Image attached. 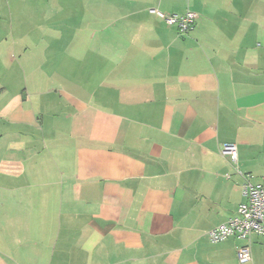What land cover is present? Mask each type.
I'll return each instance as SVG.
<instances>
[{"label":"crops","instance_id":"crops-1","mask_svg":"<svg viewBox=\"0 0 264 264\" xmlns=\"http://www.w3.org/2000/svg\"><path fill=\"white\" fill-rule=\"evenodd\" d=\"M34 1L0 0V264H264L207 235L264 176V0Z\"/></svg>","mask_w":264,"mask_h":264},{"label":"built area","instance_id":"built-area-1","mask_svg":"<svg viewBox=\"0 0 264 264\" xmlns=\"http://www.w3.org/2000/svg\"><path fill=\"white\" fill-rule=\"evenodd\" d=\"M151 12L167 25L175 26L181 34H187L193 30L196 14L192 11H187L183 15H164L154 10ZM220 155L229 157L231 163L236 165L237 154L234 144L222 145ZM242 176L241 195L243 201L238 205L232 217L208 231V238L212 242H220L229 237L248 241L252 235H258L262 237L264 243V176L258 181H253L250 174ZM236 258L239 264L251 261L249 244L238 248Z\"/></svg>","mask_w":264,"mask_h":264},{"label":"rangeland","instance_id":"rangeland-1","mask_svg":"<svg viewBox=\"0 0 264 264\" xmlns=\"http://www.w3.org/2000/svg\"><path fill=\"white\" fill-rule=\"evenodd\" d=\"M14 2L18 1V3H21L23 6H29L32 0H12ZM65 0H35L33 3V7L36 8V11H40V19H45L47 14H45V11L56 9L58 15H56V19L64 16L65 10L62 7L64 5ZM68 3V1H66ZM38 11V12H39Z\"/></svg>","mask_w":264,"mask_h":264}]
</instances>
